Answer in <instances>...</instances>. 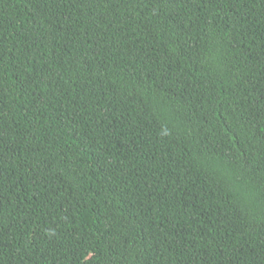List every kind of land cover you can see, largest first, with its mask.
Returning a JSON list of instances; mask_svg holds the SVG:
<instances>
[{
    "label": "trees",
    "instance_id": "1",
    "mask_svg": "<svg viewBox=\"0 0 264 264\" xmlns=\"http://www.w3.org/2000/svg\"><path fill=\"white\" fill-rule=\"evenodd\" d=\"M0 264H264V0H0Z\"/></svg>",
    "mask_w": 264,
    "mask_h": 264
}]
</instances>
